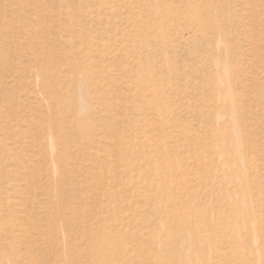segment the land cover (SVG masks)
<instances>
[{
	"label": "rangeland",
	"instance_id": "obj_1",
	"mask_svg": "<svg viewBox=\"0 0 264 264\" xmlns=\"http://www.w3.org/2000/svg\"><path fill=\"white\" fill-rule=\"evenodd\" d=\"M0 264H264V0H0Z\"/></svg>",
	"mask_w": 264,
	"mask_h": 264
}]
</instances>
